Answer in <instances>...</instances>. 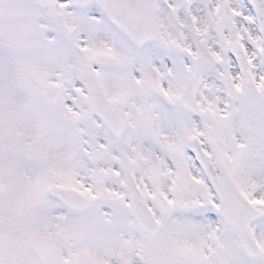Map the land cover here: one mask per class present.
Instances as JSON below:
<instances>
[{"label": "snow or ice", "instance_id": "6c2138e0", "mask_svg": "<svg viewBox=\"0 0 264 264\" xmlns=\"http://www.w3.org/2000/svg\"><path fill=\"white\" fill-rule=\"evenodd\" d=\"M0 264H264V0H0Z\"/></svg>", "mask_w": 264, "mask_h": 264}]
</instances>
